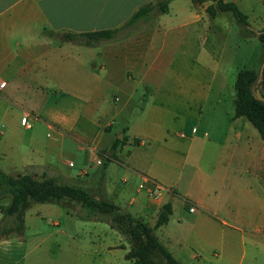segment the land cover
Returning <instances> with one entry per match:
<instances>
[{"label": "crops", "instance_id": "obj_1", "mask_svg": "<svg viewBox=\"0 0 264 264\" xmlns=\"http://www.w3.org/2000/svg\"><path fill=\"white\" fill-rule=\"evenodd\" d=\"M149 1L157 0H0V171L82 185L151 226L170 201L154 232L182 264H243L248 252L264 264V139L234 116L237 72L259 69L264 46L256 52L248 35L257 36L241 27L244 49L228 57L208 50L217 18L235 19L230 11L207 16L210 1L169 0L166 11L122 26ZM232 1L251 29L264 30L249 18L255 0ZM113 27L110 40L64 38ZM87 166L97 170L90 175ZM145 179L165 189L153 197L138 187ZM10 199L0 195L3 205ZM71 202L33 212L29 204L23 227L0 238V264H79ZM47 216L59 227L32 226ZM87 220L93 229L81 264H137L107 218Z\"/></svg>", "mask_w": 264, "mask_h": 264}, {"label": "trees", "instance_id": "obj_2", "mask_svg": "<svg viewBox=\"0 0 264 264\" xmlns=\"http://www.w3.org/2000/svg\"><path fill=\"white\" fill-rule=\"evenodd\" d=\"M194 3L210 1L206 11L209 17H213L218 11H230L235 20L242 26L245 34L253 33L264 43V30L255 31L249 27L247 15L232 0H192ZM169 0L149 1L140 5L133 14L122 24L128 26L141 18L152 17V11H166ZM120 27L105 28L94 31L66 32L65 39L95 43L101 40L115 38ZM258 69L241 68L235 79L234 116H243L248 119L258 130L264 139V101L258 99L253 93V87L257 82ZM264 77V72H263ZM264 86V78L263 85ZM261 88V89H262ZM125 136L120 139L115 137L111 149L123 142ZM4 192L11 194L7 205L0 203L1 223L0 238L12 231L20 230L24 225L25 209L32 202H55L63 200L72 201L80 206L81 219L92 217L107 218L129 243V249L125 258L133 259L137 264H182L169 249L160 241L154 232V228L165 223L171 213V202H165L159 212L153 226L142 218L133 215L123 209L117 203L104 198L96 197L84 186L78 184L63 183L53 176L45 173L35 174L19 172L9 174L0 173V195ZM8 217L12 223H6ZM160 255L164 263L157 258Z\"/></svg>", "mask_w": 264, "mask_h": 264}, {"label": "rangeland", "instance_id": "obj_3", "mask_svg": "<svg viewBox=\"0 0 264 264\" xmlns=\"http://www.w3.org/2000/svg\"><path fill=\"white\" fill-rule=\"evenodd\" d=\"M254 3L256 5V10L254 13L255 15H252L249 17L250 21L253 24V26L258 27L259 29H261V28L264 29V0H255ZM229 17H230L229 12H223L222 16H219L217 18V20H221L220 25L217 26L218 28L214 25V27H211L210 29H208V31H207V42H206V47L208 50H211V51L221 50L223 55H225L226 57H228L231 54H233L234 52L242 50L246 47L245 43H241V39H245L243 36H241V32H242L241 27L242 26L235 19H233L232 22H229L230 21ZM249 27H250V25H249ZM218 33H220V34H218ZM248 37L252 38L250 43H253L254 50L256 52H259V50H261V48H263L264 43L261 42L257 37L253 38V36H251V35H248ZM248 45L250 47L249 43H248ZM82 120L83 119H81V121ZM248 123L253 127V129H255V127L250 122H248ZM87 168H89V172H90L89 174L90 175H92L97 170V168L94 166H91V167L87 166ZM119 176H121L120 173L118 175H116V177L114 175L113 179L115 181H118L120 178ZM71 203H73V205L75 204V208L78 211L76 216H77L79 225H78V232H77L78 236L76 239L78 240L77 242L79 243L78 257H79V264H81L80 257H82V251L86 250L87 249L86 247H88V243H87L88 234L93 229V226H92L93 224H92L91 220L81 219V217H79L80 213H81L80 206L74 202H71ZM43 204L51 206V207H53V205H55L54 207H59V206H57L58 204L52 203V202H45V203H43V202H32V206H31L32 208L29 211L33 212L34 210H36L38 208H43L42 207ZM65 214H66L65 211H63L64 217L66 216ZM48 216L41 218L39 223H36L35 225H32V226H37V224H39L46 231H49L53 228L59 227V226H55V225L50 224L49 223L50 220H49ZM45 219L46 220L48 219V222ZM27 231H29L28 228H27ZM247 247H249V246L247 245ZM196 251H198V249H196ZM156 256L159 260H161V262L164 263V259L160 255L158 256V254H157ZM248 260L251 263L248 262ZM246 261L248 264H259L257 262L256 263L254 262V259L252 257H250L249 252L247 253L246 258L244 259L243 264H246Z\"/></svg>", "mask_w": 264, "mask_h": 264}, {"label": "built area", "instance_id": "obj_4", "mask_svg": "<svg viewBox=\"0 0 264 264\" xmlns=\"http://www.w3.org/2000/svg\"><path fill=\"white\" fill-rule=\"evenodd\" d=\"M6 81L0 79V88L5 85ZM20 122L22 125L30 127L31 126V120L29 115H24L21 117ZM194 130V129H193ZM73 162L69 161V164H72ZM139 188H146L147 192L149 195L153 197H158L161 193L162 189H165L160 183L156 182L155 180L152 179H145L141 181L138 184ZM194 208L191 207L190 210H193Z\"/></svg>", "mask_w": 264, "mask_h": 264}, {"label": "water", "instance_id": "obj_5", "mask_svg": "<svg viewBox=\"0 0 264 264\" xmlns=\"http://www.w3.org/2000/svg\"><path fill=\"white\" fill-rule=\"evenodd\" d=\"M263 72H264V58H263L260 66H259V69H258L257 82H256L255 86L253 87L254 95L262 101H264V91H263V89H261L262 85H263V78H264ZM117 137L122 139V137H123L122 133L118 134ZM0 173H1V171H0Z\"/></svg>", "mask_w": 264, "mask_h": 264}]
</instances>
